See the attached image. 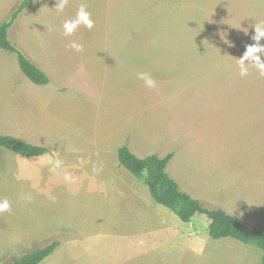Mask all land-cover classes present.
Segmentation results:
<instances>
[{
    "label": "rangeland",
    "instance_id": "1",
    "mask_svg": "<svg viewBox=\"0 0 264 264\" xmlns=\"http://www.w3.org/2000/svg\"><path fill=\"white\" fill-rule=\"evenodd\" d=\"M21 1L0 0V23ZM81 4L95 27L65 37L63 22ZM56 5L36 0L9 31L49 84L33 83L0 48V134L49 148L40 159L0 148V200L11 203L0 214V261L59 240L40 264H262L261 249L211 238L206 215L185 223L158 204L118 149L174 153L167 172L184 191L264 229V76L238 68L264 0H69L62 13ZM56 159L63 164L52 171Z\"/></svg>",
    "mask_w": 264,
    "mask_h": 264
},
{
    "label": "trees",
    "instance_id": "2",
    "mask_svg": "<svg viewBox=\"0 0 264 264\" xmlns=\"http://www.w3.org/2000/svg\"><path fill=\"white\" fill-rule=\"evenodd\" d=\"M35 1L22 0L11 16L0 23V48L17 55L20 69L33 83L47 85L50 83V79L46 72L9 39L11 27L21 13ZM0 148L10 150L23 157L42 156L49 151L47 147L34 145L15 136L4 134H0ZM173 157L174 153H169L165 157H160L157 154L139 157L127 145L118 149L120 165L147 186L151 196L158 204L172 210L185 223H190L196 214L206 215L210 220L209 235L211 238H232L253 245L262 250V264H264V229L249 227L241 218L230 214L227 210L221 207L209 208L199 199L184 191L178 181L167 172V166ZM60 244L59 240H55L19 259L8 263L0 261V264H40L52 255Z\"/></svg>",
    "mask_w": 264,
    "mask_h": 264
},
{
    "label": "clouds",
    "instance_id": "3",
    "mask_svg": "<svg viewBox=\"0 0 264 264\" xmlns=\"http://www.w3.org/2000/svg\"><path fill=\"white\" fill-rule=\"evenodd\" d=\"M68 2L69 0H57V5L55 7L57 12L62 13ZM81 26L86 27L88 30H92L95 27V20L92 18V14L87 10V6L84 4H81L74 19H67L63 22V35L65 37L73 36ZM253 27L255 30V35H252L251 39L255 41V43L246 45V51L244 52L243 56L238 59L239 75L241 77H245L249 74L250 67L255 68L260 76H264V60H262V55H264V45L260 43V41L264 39V21H256ZM244 32L246 35L248 34V30L244 29ZM222 39L225 43H228L229 46H234L228 39L225 40L223 36ZM69 47L76 52L84 51V46L75 40L70 43ZM137 78L142 80L144 85L149 89L156 88L157 86L156 80L147 72L137 73ZM49 164L51 165V170L56 171L62 167L63 162L59 159H56L49 160ZM93 170L99 171L96 168ZM21 198L31 200L30 195H22ZM10 209L11 203L7 198L0 200V214L8 212Z\"/></svg>",
    "mask_w": 264,
    "mask_h": 264
},
{
    "label": "crops",
    "instance_id": "4",
    "mask_svg": "<svg viewBox=\"0 0 264 264\" xmlns=\"http://www.w3.org/2000/svg\"><path fill=\"white\" fill-rule=\"evenodd\" d=\"M4 135H8V134H4ZM126 140H130V141H131V145H132L133 142H134V139L131 138V137H129V138L126 139ZM28 143H29V142H28ZM131 147H132V146H131ZM86 149H89V150H82V153H81V154H83V155L85 156L84 158H86L87 155H92V156L94 155V156H95L96 154H98V153H95V154H94L93 152H96V151H93V150L91 151L90 148H86ZM80 152H81V151H80ZM101 153H103V152H101ZM42 157H43V156H39L38 159H40V158H42ZM94 159H95V161H97L98 163H99L100 160H101V159H97L96 156L94 157ZM103 161H105V160H103ZM106 165L108 166V162H107ZM113 170H115V169H113ZM113 170H112V171H113ZM112 171H111V172H112ZM111 172H110V173H111ZM123 175H125V173H119L118 171L115 172V176H116L118 179H119V177H122Z\"/></svg>",
    "mask_w": 264,
    "mask_h": 264
}]
</instances>
